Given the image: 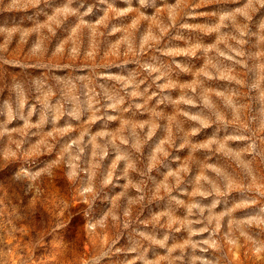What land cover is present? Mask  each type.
<instances>
[{"label":"clouds","instance_id":"1","mask_svg":"<svg viewBox=\"0 0 264 264\" xmlns=\"http://www.w3.org/2000/svg\"><path fill=\"white\" fill-rule=\"evenodd\" d=\"M0 264H264V0H0Z\"/></svg>","mask_w":264,"mask_h":264}]
</instances>
